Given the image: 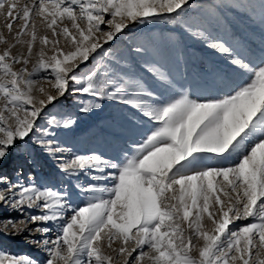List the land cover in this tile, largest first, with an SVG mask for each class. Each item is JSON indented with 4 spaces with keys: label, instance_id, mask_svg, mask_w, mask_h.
<instances>
[{
    "label": "snow or ice",
    "instance_id": "obj_1",
    "mask_svg": "<svg viewBox=\"0 0 264 264\" xmlns=\"http://www.w3.org/2000/svg\"><path fill=\"white\" fill-rule=\"evenodd\" d=\"M0 16V233L43 253L0 244V264H264V0H0ZM157 22L215 59L133 31Z\"/></svg>",
    "mask_w": 264,
    "mask_h": 264
},
{
    "label": "rangeland",
    "instance_id": "obj_2",
    "mask_svg": "<svg viewBox=\"0 0 264 264\" xmlns=\"http://www.w3.org/2000/svg\"><path fill=\"white\" fill-rule=\"evenodd\" d=\"M194 2L197 5L200 4H206L208 0H194ZM4 23V17L0 16V28H2V25ZM17 27H19L17 25ZM249 32H257L258 29L256 28H247L246 29ZM134 32H143L145 34H150L155 37H158L162 42L166 41L168 44H173L174 41L169 39V37H175L176 40H179L181 42V47L185 51V54L189 56L190 63L193 60H197L199 57H204L206 60H214L215 57L212 56L206 49L203 48V46L199 44L193 43L192 40L188 39L186 36L182 34V32L175 26L170 24H165L163 22H157L152 25L148 26H141L140 28L134 29ZM5 34L6 31H5ZM198 62V61H197ZM47 85H45L46 87ZM66 105H70L71 101H66ZM114 115L112 109L106 108L104 112L99 113L96 116H93L87 120H84L81 124V138L85 142H90V131L94 128V126L98 125L99 123H102L106 120H110L112 116ZM6 168L8 171H11V166L7 165ZM49 168L45 166L41 171L40 175L42 178L46 177L49 173ZM53 182H55V178H51ZM11 216L13 218L19 219L20 217L12 213ZM9 217L8 213H4L3 211H0V220L6 219ZM31 239V237L28 236L27 233L20 235V236H8L5 237L2 233H0V244L3 245V247L16 254H28L31 257L37 258V259H43V253L38 251L33 245H31L28 241Z\"/></svg>",
    "mask_w": 264,
    "mask_h": 264
}]
</instances>
